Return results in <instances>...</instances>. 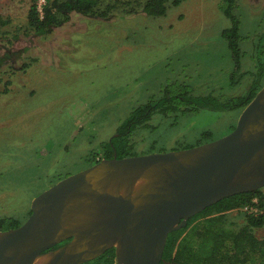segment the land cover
<instances>
[{"label":"rangeland","instance_id":"obj_1","mask_svg":"<svg viewBox=\"0 0 264 264\" xmlns=\"http://www.w3.org/2000/svg\"><path fill=\"white\" fill-rule=\"evenodd\" d=\"M37 1L0 0V217L23 223L36 195L93 164L132 109L168 85L224 100L245 94L258 73L264 84V0H239V68L221 0H167L157 16L142 11L145 0H104L114 1L106 17L71 12L41 35L28 25ZM242 109L155 112L131 133L132 154L221 138ZM240 213H228L234 227ZM254 234L264 237V226Z\"/></svg>","mask_w":264,"mask_h":264},{"label":"water","instance_id":"obj_2","mask_svg":"<svg viewBox=\"0 0 264 264\" xmlns=\"http://www.w3.org/2000/svg\"><path fill=\"white\" fill-rule=\"evenodd\" d=\"M261 187L264 85L221 138L114 154L53 183L23 223L0 230V264H82L109 248L115 264H159L170 232L224 197Z\"/></svg>","mask_w":264,"mask_h":264},{"label":"trees","instance_id":"obj_3","mask_svg":"<svg viewBox=\"0 0 264 264\" xmlns=\"http://www.w3.org/2000/svg\"><path fill=\"white\" fill-rule=\"evenodd\" d=\"M167 0H145L142 11L151 16L162 15L166 11ZM104 0H47L39 12L37 4L28 12V25L35 34H44L51 27L69 19L71 12L104 18L112 9L114 1ZM179 0H175L178 4ZM240 8V9H239ZM220 9L230 20V25L222 30L228 47L234 57L235 68L240 67L239 28L244 8L239 0H221ZM5 21L0 15V24ZM165 87L156 100L147 101L132 109L130 114L117 126L116 134L102 144L103 152L96 159L130 156L134 147L131 133L140 126H146L155 113L171 115L194 109L229 110L242 109L264 85L261 73L253 79L245 94L220 100L212 94L197 95L183 89ZM184 105H191L182 108ZM210 132H202V136ZM201 143V142H200ZM200 143H197L200 144ZM193 146V145H192ZM191 146V147H192ZM186 146L184 148H188ZM252 208L254 210L247 211ZM237 210L244 217V223L233 226L228 216ZM30 214V210L27 215ZM20 223L10 217H0V230L17 227ZM264 226V187L224 197L205 207L188 219L186 226L170 232L167 236L159 264H264V237H257L254 228ZM67 240L55 245L64 244ZM82 264H115L114 248H109L97 258Z\"/></svg>","mask_w":264,"mask_h":264},{"label":"built area","instance_id":"obj_4","mask_svg":"<svg viewBox=\"0 0 264 264\" xmlns=\"http://www.w3.org/2000/svg\"><path fill=\"white\" fill-rule=\"evenodd\" d=\"M36 4H37V7H38L39 12L42 13V7H43V5L45 4V0H38V1L36 2ZM244 209H245V210L247 209V211H252V210H254V209H252V208L248 209L247 207H244Z\"/></svg>","mask_w":264,"mask_h":264},{"label":"clouds","instance_id":"obj_5","mask_svg":"<svg viewBox=\"0 0 264 264\" xmlns=\"http://www.w3.org/2000/svg\"><path fill=\"white\" fill-rule=\"evenodd\" d=\"M100 160V159H99Z\"/></svg>","mask_w":264,"mask_h":264},{"label":"flooded vegetation","instance_id":"obj_6","mask_svg":"<svg viewBox=\"0 0 264 264\" xmlns=\"http://www.w3.org/2000/svg\"><path fill=\"white\" fill-rule=\"evenodd\" d=\"M14 228V227H13Z\"/></svg>","mask_w":264,"mask_h":264}]
</instances>
